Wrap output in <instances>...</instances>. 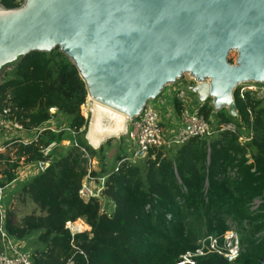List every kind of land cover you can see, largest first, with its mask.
Returning a JSON list of instances; mask_svg holds the SVG:
<instances>
[{
	"label": "trees",
	"instance_id": "trees-1",
	"mask_svg": "<svg viewBox=\"0 0 264 264\" xmlns=\"http://www.w3.org/2000/svg\"><path fill=\"white\" fill-rule=\"evenodd\" d=\"M1 3L15 8L22 0ZM87 96L77 67L59 48L31 52L12 65L0 84V113L9 108V118L27 131L63 114L70 119V129L80 133L89 122L81 110ZM234 97L237 117L227 109L216 111L211 99L202 103L199 112L209 121L215 116L216 125L234 122L237 132L218 131L182 145L153 149L118 170L116 165L99 172L93 169L91 160L102 162L103 148L95 150L81 138L58 158L46 154L51 144L65 140L62 132L44 130L32 142L14 141L15 158L0 155V164L5 160L0 167V198L21 166L49 165L19 190L39 213L18 222L12 211L0 210V226L18 240L37 235L41 247L31 253L34 264H66L70 259L78 264H178L182 255L195 252L199 240L222 236L232 220L240 232L239 257L230 262L207 250L194 257L196 264H264L260 237L264 232V100L249 93L242 98L238 89ZM177 106L181 108L179 101ZM251 129L254 136L242 144L239 135ZM123 156L119 154L117 161ZM234 168L236 176H228ZM89 173L99 183L104 178L101 193L112 204L111 212L103 210L99 198L81 197ZM257 200L260 204L253 209ZM79 219L91 230L73 233L67 227ZM2 240L0 233V251Z\"/></svg>",
	"mask_w": 264,
	"mask_h": 264
},
{
	"label": "water",
	"instance_id": "water-1",
	"mask_svg": "<svg viewBox=\"0 0 264 264\" xmlns=\"http://www.w3.org/2000/svg\"><path fill=\"white\" fill-rule=\"evenodd\" d=\"M57 48L85 82V139L99 150L187 73L200 103L237 117L239 84L264 83V0H0V75Z\"/></svg>",
	"mask_w": 264,
	"mask_h": 264
},
{
	"label": "built area",
	"instance_id": "built-area-1",
	"mask_svg": "<svg viewBox=\"0 0 264 264\" xmlns=\"http://www.w3.org/2000/svg\"><path fill=\"white\" fill-rule=\"evenodd\" d=\"M189 88L190 87L187 85L182 84L172 87L167 96L164 93L161 94L154 101H150L139 116L130 119L126 138L129 152L126 156H123V158L117 161L116 170H118L125 162H137L138 160L148 156L153 149H162L174 145H182L191 138L210 137L218 131L230 130L237 132L238 127L234 122L213 125L212 121L207 120L199 112L200 107L191 106L190 98H188ZM237 89L242 98L249 93L252 96H256L257 98L264 100V83L245 82L239 84ZM178 101L181 103L180 113L179 116H176L172 121L173 124L170 125V122L167 121L168 119L170 120V118H166L168 114L166 110H171V108L175 109V103ZM9 113V108L0 113V155L6 149L4 144L5 142L3 141L4 132H8L9 134L22 132L23 137L26 138V140H18L23 142H32L37 139L38 134L42 132V130L44 131V129H49L54 132H58L63 129L61 122H55L54 119H51L48 123V127L41 126L35 129L38 134L37 136L32 137L29 133L30 131L25 130L20 123L9 118ZM253 136L254 131L251 129L249 134H240L239 141L242 144H245L251 140ZM54 145L55 143L51 144L45 150V153H50L51 148ZM82 150L86 152L84 148H82ZM86 156L89 157L88 155ZM152 156L154 158V155ZM236 171L237 170L235 168L230 169L228 170L227 175L235 177L237 174ZM101 180L104 182V178ZM96 183H98V181H96L89 173L80 190V195L84 200L88 201L97 196L92 188ZM99 191L100 190H98V193ZM259 204L260 201H256L253 209ZM0 210L3 211L1 200ZM227 224L229 228L222 236L212 235L203 240H199V247L195 250V252H187L182 255L178 264H196L194 257L204 255L207 250L210 252H217L218 254L226 257L230 262H234L239 257L241 252L240 232L236 222L228 220ZM67 227L70 228L73 233L78 231L75 223L68 222ZM0 233L2 234L3 242L7 239L10 240L11 237L8 236L2 226H0ZM260 237L264 239V232L260 234ZM14 249V253H8L5 250L0 251V264H34L33 256L29 251L16 248ZM66 264L78 263L73 259H70L66 262Z\"/></svg>",
	"mask_w": 264,
	"mask_h": 264
},
{
	"label": "rangeland",
	"instance_id": "rangeland-1",
	"mask_svg": "<svg viewBox=\"0 0 264 264\" xmlns=\"http://www.w3.org/2000/svg\"><path fill=\"white\" fill-rule=\"evenodd\" d=\"M23 1L24 0H22V3H23ZM237 57H238L237 52H231L229 55V59L232 63L236 62ZM11 69L12 68L9 66H7L5 68L4 73L0 75V84L5 80L6 74L8 72H10ZM176 83H178V84L183 83V85H187L188 87H190L188 89V98H190L191 100L196 99L195 96H197V94L191 90V88L197 84V80H195V78H193L190 74L187 73L180 80H178ZM89 99L90 98L87 96V101L81 108L82 114L88 120H90V116H91L90 109H89L90 108V105H89L90 100ZM152 101H154V100H152ZM211 102H212V100H211ZM53 119L55 120V122H58V121L61 122V126L63 125V127H62L63 129H61L60 131L55 132V133L62 132V133H64V136H65V140H63L61 143H58V144L55 143V145L51 148L50 153L52 154V156L54 158L60 157L62 154H64L66 152V150L68 148L73 146V144L77 145L78 142H80V138L82 140L86 141L85 133H84V130H86V129L83 128L80 133L73 131L72 129H70L71 128L70 127V119L67 118L63 114H58V115L54 116ZM210 120L213 122V125H215V123L218 122L215 116H213ZM45 126L48 127V123L46 125H44L43 127H45ZM46 130H49V129H46ZM20 133H22V132H20ZM126 138H127V136L122 137L121 139L112 138V139L108 140L107 142H105L102 146L103 149L101 151V155H103V161L99 162L98 159L91 160L93 169H95L98 172L102 171L103 167L106 170L112 169L113 165H115V163L117 161V158H118L117 156L119 154H122L121 152L124 151V149H123L124 142L122 140H124V139L126 140ZM16 139L17 140L18 139L26 140V138H24L22 135L16 137ZM16 139H9L6 142V144L9 143L11 140L13 141ZM6 144H5V146H6ZM14 146L15 145H13L12 143H9L7 145L4 153H6V155L8 154L12 158H15V147ZM4 162H5V160H3V162L0 164L1 168H3L5 166ZM41 169H42L41 163H35V166L30 165V164L21 166L17 171V179L2 192L0 200L2 202L3 211L4 212H6L7 210L12 211L16 215V221H18V222H20L27 215L39 213L37 206L31 200L27 199L26 196L21 194L19 190L23 184H25L29 179H31L33 176L38 174L41 171ZM102 183H103V181L101 180L100 184L98 182L92 188H93V191L97 194L96 198H99L100 200H102L103 210H106L107 212H111L113 209L112 204L110 203V201H107L108 199H105L101 193L104 189V186ZM98 190H100L99 193H98ZM257 201H259V200H257ZM79 222L86 224V222L82 219H79L74 223L76 225ZM87 226H88V228H83L84 230L77 228V230H78L77 232L90 231L91 227L89 225H87ZM22 241L25 242L26 246L28 247V249L30 250L31 253H32L33 249H35L37 247H41V245L37 242V235H32L27 240H22Z\"/></svg>",
	"mask_w": 264,
	"mask_h": 264
},
{
	"label": "crops",
	"instance_id": "crops-1",
	"mask_svg": "<svg viewBox=\"0 0 264 264\" xmlns=\"http://www.w3.org/2000/svg\"><path fill=\"white\" fill-rule=\"evenodd\" d=\"M180 84H178V83H175V84H171V85H169V86H167L166 88H165V90H164V94L167 96V94L170 92V90H171V88L172 87H174V86H179ZM182 85H183V83H182ZM162 93V94H163ZM196 97V99L195 100H191L190 99V104H191V106H193V107H200L201 105H202V103H200L199 101H198V98H197V96H195ZM166 112H168V114H167V119L168 118H170V120L168 119L167 121L168 122H170V125H172L173 124V120L175 119V117L176 116H179V113H180V109L178 108V106H177V103H175V109H173V108H171V110L170 109H168V110H166ZM54 118V117H53ZM52 118V119H53ZM51 120V119H50ZM49 120V121H50ZM49 121H47L46 123H44L42 126H44V125H46L47 123H49ZM172 122V123H171ZM30 133V135L32 136V137H34V136H37V131L36 130H33V131H30L29 132ZM11 135V136H10ZM20 135H22L23 136V134L22 133H20V132H16V133H14V134H9L8 132H4L3 133V141L5 142L4 144H6V142L9 140V139H16V137H18V136H20ZM39 135V134H38ZM12 141V140H11ZM9 142V143H13L14 141H17V139L16 140H13L12 142ZM20 141V140H19ZM123 142H124V146H123V149H124V151H122L121 153V155L123 156L125 153H128L129 152V147L127 146V141L124 139V140H122ZM9 143H7L6 144V147H7V145L9 144ZM117 164V161H116V163H115V165ZM30 165H33V166H35V164H30ZM11 237V236H10ZM14 248H16V249H20V250H27V251H29L30 252V250L28 249V247L26 246V244H25V242L24 241H22V240H18V239H16V238H14V237H11L10 238V240H5L4 242H3V250H5L6 252H8V253H14L15 252V249ZM31 253V252H30Z\"/></svg>",
	"mask_w": 264,
	"mask_h": 264
},
{
	"label": "bare ground",
	"instance_id": "bare-ground-1",
	"mask_svg": "<svg viewBox=\"0 0 264 264\" xmlns=\"http://www.w3.org/2000/svg\"><path fill=\"white\" fill-rule=\"evenodd\" d=\"M76 226H77L78 229L88 228V226L86 224L82 223V222L77 223Z\"/></svg>",
	"mask_w": 264,
	"mask_h": 264
}]
</instances>
